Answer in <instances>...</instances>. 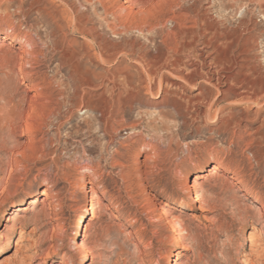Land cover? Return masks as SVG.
I'll use <instances>...</instances> for the list:
<instances>
[{"label": "rangeland", "instance_id": "374dc122", "mask_svg": "<svg viewBox=\"0 0 264 264\" xmlns=\"http://www.w3.org/2000/svg\"><path fill=\"white\" fill-rule=\"evenodd\" d=\"M22 1L23 11L18 7L21 0H0V34L17 51L24 46L20 32L30 26L43 40L48 38L46 18L33 7V0ZM69 1L79 6L78 12L110 47L134 45L137 51L146 47L149 54L156 53L160 39L148 40L154 34H115L102 19L103 9L96 1ZM200 2L212 5L219 18L230 16L229 25L236 24L251 7L246 19L252 29L244 30L243 36L261 38L258 46L243 55L249 59L243 77L248 75L249 82L256 84L262 81L263 89L242 81L228 85L224 80L219 87L213 85L216 75L210 80L201 77L208 64L199 55V48L205 47L200 44L195 47L198 55L181 54L193 84L175 90L164 83L170 91L168 100L177 101V108L161 101L164 89L153 97L142 90L141 96H132L130 105L123 106L120 117L109 120V134L99 122L100 110L75 105L71 89L65 90L67 96L59 98L57 110L46 122L32 128L33 135L23 120L0 114V192H34L39 198L34 205L17 203L0 210V264H175L181 251L177 264H264L262 245L255 251L260 259L245 258L251 253V233L264 240V111L255 114V103L236 96L239 87L264 95V15L259 7L246 3L220 15L219 0ZM49 52L42 65L44 72L68 83L57 54ZM229 86L225 101L222 90ZM25 95L21 91L20 96ZM205 97L214 102L210 117L204 115ZM260 105L264 108V98ZM206 161L212 163L211 173L218 166L214 177L203 181L200 175H190ZM194 177L205 201L191 205L192 210H180V205L192 203L186 188ZM224 177L241 187L230 189ZM92 189L105 198L110 209L99 207L80 226L79 215ZM202 204L206 209H199ZM254 204L262 214L252 211ZM162 205L167 219L161 215ZM167 220L175 222L183 247L175 244L176 233Z\"/></svg>", "mask_w": 264, "mask_h": 264}, {"label": "bare ground", "instance_id": "6f19581e", "mask_svg": "<svg viewBox=\"0 0 264 264\" xmlns=\"http://www.w3.org/2000/svg\"><path fill=\"white\" fill-rule=\"evenodd\" d=\"M86 1H96L103 9L102 19L115 34H124L130 31H136L146 36L154 34V36L147 37L152 42L160 39V44L156 47L157 51L149 54L146 47L143 49L141 47L142 50L137 51L134 45L122 47L115 44L114 47H110L102 42L96 27L89 24V19L85 20L84 14L81 15L78 12L79 6L76 8V4V6L71 4L69 0H59L58 3L57 0H33V7L47 20L45 23L48 28L46 32L48 38L43 40L39 31L36 29L33 31L30 26L29 29L20 32L24 46L17 51L10 42L6 41V36L0 34V100L2 101L0 114L10 119L23 120L28 132H31L36 124L46 122L50 115L57 110L55 105L60 97L66 95L65 90L67 89H71V98H69L71 100L73 98L75 105L90 111L100 110L101 118L98 119L105 125V134L110 133L108 131L109 120L116 119L117 116L120 117L118 114L122 111L123 106L130 105L132 96H141L142 90L153 97L154 93H160L164 89L166 94L161 101L170 103L177 108L179 105L177 101L170 102L168 100L167 94L170 91L166 87L164 88V83L166 86L174 87L175 90L193 84V77L189 76L183 68L185 63L182 61L181 54L196 55L198 52L195 51V47L200 44L205 47L199 48V55L208 64V70L206 73L204 72L205 76L201 74V77L210 80V77L216 75V82L213 83L215 86H219L218 84L222 80L226 84L230 81L238 83L242 81L241 84L245 85L256 84L254 81L249 82L248 75V77H243L245 69L249 67V59L243 55L247 54L250 48L258 46L261 38L257 34L243 36L244 30L252 29L246 19L251 12V7H248L246 13L237 20L236 24L229 25L230 16L219 18L215 15L212 5L205 6L200 2L201 0ZM242 3L259 7L261 14L264 15V0H219L218 12L222 15L227 9L236 11L238 5L241 6ZM18 5L22 10L23 1L21 0ZM10 28L14 30L12 26ZM47 51L57 54L60 69H65L68 73V83L57 78H50L44 72L42 65L50 56L47 55ZM234 67L241 69L233 71ZM221 71L227 73L221 75ZM256 73L261 74L259 70ZM257 85L262 88V81H258ZM231 88L229 86L227 90H222L225 101L228 99ZM97 89L101 90L97 92ZM239 89L241 87L238 88L236 96L241 97L242 101L247 100L258 106L254 111L255 114L264 111L260 105L264 98L262 91L256 90L250 93ZM21 91L26 95L20 96ZM202 102L207 105L204 115L210 117L214 102L207 97L202 99ZM211 165V161H206L200 169L192 170L190 175L195 177L200 175L203 181H208L218 173L219 169L215 165V170L211 173L209 169ZM195 177L186 188L192 203L180 205V210H192L191 205L197 206V202H201L203 199L196 190L197 180ZM224 178L230 189L241 187L234 179ZM44 193L48 195L47 192ZM89 198V203L79 215L80 226L84 224L86 215L90 213L95 215V211L99 207L104 206V210L110 209L105 198L95 189H92ZM38 201L39 198L35 196L34 192L27 195H17L16 192L10 190L0 192V210L8 206L14 207L17 203L34 205ZM206 207L205 204H202L199 209L204 210ZM27 208L28 206L24 209ZM251 209L255 212L261 210L257 204L252 205ZM161 215L167 219L163 205L161 206ZM167 222L170 229L176 233L175 244L183 247V236L177 232L175 222L172 220H167ZM121 230L129 236L132 235V232L125 227H121ZM249 242L251 253L249 256L246 255V260L260 259L255 255V251L258 250L256 246L259 248L261 245L264 246V240L258 239L256 234L251 233ZM141 244L145 245L146 241L141 240ZM79 247L83 248L82 245ZM182 255L181 251L175 264L178 263L177 261L181 259ZM61 264L71 263L65 261Z\"/></svg>", "mask_w": 264, "mask_h": 264}]
</instances>
